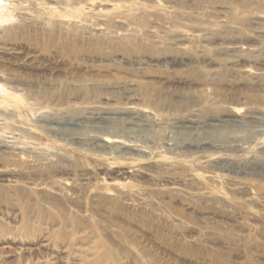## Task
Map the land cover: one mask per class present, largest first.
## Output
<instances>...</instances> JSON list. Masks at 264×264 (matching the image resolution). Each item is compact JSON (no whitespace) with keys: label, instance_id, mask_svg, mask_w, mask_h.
<instances>
[{"label":"rangeland","instance_id":"1","mask_svg":"<svg viewBox=\"0 0 264 264\" xmlns=\"http://www.w3.org/2000/svg\"><path fill=\"white\" fill-rule=\"evenodd\" d=\"M0 264H264V0H0Z\"/></svg>","mask_w":264,"mask_h":264},{"label":"bare ground","instance_id":"2","mask_svg":"<svg viewBox=\"0 0 264 264\" xmlns=\"http://www.w3.org/2000/svg\"><path fill=\"white\" fill-rule=\"evenodd\" d=\"M120 137V136H119ZM105 140V142H107V143H110L112 140H110L109 138H105L104 139ZM116 141H120V140H118V139H116ZM106 143V144H107ZM233 145H235L237 148H240V149H245L246 148V144L244 143V144H238V143H236L235 141H233Z\"/></svg>","mask_w":264,"mask_h":264}]
</instances>
